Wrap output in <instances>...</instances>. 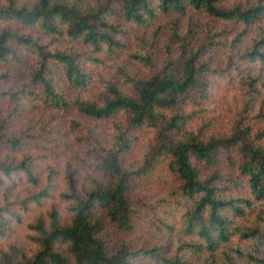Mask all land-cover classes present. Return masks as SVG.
Instances as JSON below:
<instances>
[{
    "label": "trees",
    "instance_id": "1",
    "mask_svg": "<svg viewBox=\"0 0 264 264\" xmlns=\"http://www.w3.org/2000/svg\"><path fill=\"white\" fill-rule=\"evenodd\" d=\"M263 22L264 0H0V65L29 62L15 89L2 86L7 73H0V100L11 104L0 110V239L21 221L17 209L52 201L27 224L29 247L10 242L0 264H264V126L254 129L249 116L252 101L264 103ZM228 24L239 28L232 37ZM62 37L87 49L51 46ZM99 54L111 55L113 65L94 79L86 62H100ZM215 76L237 80L249 98L227 130L205 136V127L190 125L202 119ZM61 84L76 94L68 97ZM96 84L97 96L81 94ZM26 99L62 114L122 116L112 123L111 143L87 137L93 163L82 183L67 167L57 189L52 167L41 176L35 157L17 156L26 139L9 128ZM136 129L157 134L143 162L129 168ZM161 156L180 180L184 209L157 227L164 240L131 247L122 236L134 228L131 180ZM221 163L234 172L222 173Z\"/></svg>",
    "mask_w": 264,
    "mask_h": 264
},
{
    "label": "rangeland",
    "instance_id": "2",
    "mask_svg": "<svg viewBox=\"0 0 264 264\" xmlns=\"http://www.w3.org/2000/svg\"><path fill=\"white\" fill-rule=\"evenodd\" d=\"M228 27L232 30L230 37L239 31V28L234 29L235 27L231 24H228ZM255 32V27L250 28L247 35L243 38L244 40H242L243 45L250 43ZM48 39L51 40V37H48ZM51 46L59 49H75L78 51H85L87 49L78 40L63 37L52 39ZM218 55L220 58L222 57L221 52ZM97 56L100 57V62L93 60H87L86 62V67L94 79H97L99 76H106L110 73L113 65V57L111 55L99 54ZM121 59H124L123 55H121ZM28 64L29 62L22 66L16 65L14 68L12 66L0 65V73L4 71L7 73V79L4 80L2 86L15 89L21 82H24L27 78L24 69ZM133 69L138 74L145 75L144 69L137 66H134ZM97 85L89 88L87 91H82L81 94L85 97L97 96L99 94ZM61 87L68 97L76 94L75 91L69 89L64 84H61ZM248 98L249 95L244 93L237 80L230 81L229 76H215L213 77L209 96L203 104L202 110L198 113V116H201L204 120L195 118L190 126L196 129L199 125H202V127H205V136L214 132L225 131L233 115L243 107L244 100ZM24 101L26 106L24 107L22 116L14 118L9 128L11 133H19L26 139L27 144L25 148L17 156L31 154L35 157L34 161L40 165L38 171L41 176L47 173V166L52 167L54 171L59 173L56 177L60 176V181H56L57 189H62L61 176H63L67 167L75 169L76 175L82 183L83 177L92 171L93 156L90 153L92 139L96 138L102 142L111 143L112 123L116 119L121 120L122 116L120 115L113 119L96 120L83 117L74 111L67 114L48 111L36 104V100H32L33 102L29 103L27 99ZM10 107L11 104H8L5 100H0V110ZM263 114L264 103H262V98L259 97L252 101L251 109L249 110L251 124L254 129L264 126ZM71 119L81 120L85 127L91 129L92 135H88V128L86 130L83 128H72ZM204 121L211 124L203 126ZM156 134V130L151 129H136L132 131V135L136 136V140L131 151L125 156L126 167L134 168L143 162L149 148L155 144ZM88 136L93 138H89L90 140H88ZM218 167L222 173L234 172V169L225 163H221ZM201 171L202 173H206L204 168ZM131 184L129 195L135 209L133 216L134 228L122 236L128 240L131 247L143 244L151 245L157 240H164L162 235L157 232V227L163 222L166 224L175 222L178 215L183 211L185 203L184 199L177 196L180 180L177 174L168 167V157H159L152 164V167L142 174L133 177ZM51 202L47 200L41 205H30L28 211L17 209V212L21 215V221H13L8 235L0 239V252L6 251L10 242L14 241L25 247H29L30 244L26 239L28 233L27 224L39 216L40 212H46ZM54 202L61 215L67 220L68 214L64 211L63 204L58 200ZM162 230L166 232L165 228H162Z\"/></svg>",
    "mask_w": 264,
    "mask_h": 264
}]
</instances>
